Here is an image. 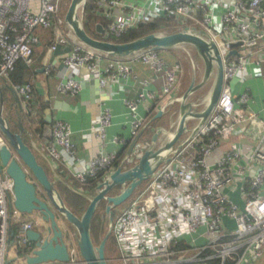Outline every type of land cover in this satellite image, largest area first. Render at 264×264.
<instances>
[{
	"label": "built area",
	"instance_id": "2783aa9c",
	"mask_svg": "<svg viewBox=\"0 0 264 264\" xmlns=\"http://www.w3.org/2000/svg\"><path fill=\"white\" fill-rule=\"evenodd\" d=\"M31 1L0 0V81L13 87L22 114L35 120L39 116L34 87L30 82L13 85L10 76L19 61L26 66L32 64L34 48L40 42L36 33L39 28L53 32L49 53L69 48L58 66L49 64L45 69L46 74L56 67L64 70L65 77L56 86L58 95L75 96L81 91L82 82L90 79L105 90L125 87L131 78L136 79L128 63L149 68L161 81L160 91L156 92L150 81L141 80L137 97L123 99L129 114L127 137L116 135L108 139L112 113L101 105L95 133L99 153L86 165L80 162L68 123L54 119L44 127L43 148L50 165L57 168L70 160L77 165L72 178L78 183L84 185L99 174L103 181L115 170L118 152L127 151L148 123L150 112L171 106L179 96L182 65L179 60L170 63L160 52L150 49L128 59L108 57L75 39L62 15L63 0H36V13L31 10ZM92 3L95 15L105 23L98 24L106 39H120L138 25L160 19L171 24L170 32L164 34L185 28L204 32L217 46L222 71V86L210 115L190 137L183 138L167 153L142 192L112 220L110 236L119 256H109L108 264H253L264 255V103L263 116L247 111L248 93L233 97L229 82L252 64L264 75V56L254 58L264 42V0ZM236 43H241L234 49L237 55L228 57ZM143 105L147 106L145 116L139 113ZM245 127L259 128L251 146L229 140L231 134ZM139 139L131 153L124 155L123 167L128 162L134 166L149 147L143 148ZM109 145L116 148L109 150ZM4 146L7 142L0 133V149ZM12 190L13 181L0 166V264H7L12 220L17 223L12 239L18 249L29 245L26 232L39 227L35 217L24 216L13 208ZM65 232L69 260L48 264H84L72 234L67 229Z\"/></svg>",
	"mask_w": 264,
	"mask_h": 264
},
{
	"label": "water",
	"instance_id": "95a60500",
	"mask_svg": "<svg viewBox=\"0 0 264 264\" xmlns=\"http://www.w3.org/2000/svg\"><path fill=\"white\" fill-rule=\"evenodd\" d=\"M86 1L71 0L64 15L66 25L79 43L116 59H128L133 54L147 49L158 52H181L186 57L190 69L189 83L182 94L172 102V105H176V129L171 131L161 127L155 128L149 147L134 166L124 168V161H122L97 185L93 194L86 195L78 192L80 196L88 200V205L80 217L73 214L64 204L54 187V181L50 180L44 166L38 161L37 150L32 141L29 144L26 143L23 136L26 131L21 122L22 108L13 87L4 83L0 85V133L7 142V146L0 149V164L13 181V208L24 216H34L39 222L38 228L26 232L28 247H23L16 253L14 260L22 264L66 263L69 260L63 231L66 224H69L75 232L76 245L84 264H108L105 250L111 235L112 209L127 200L166 160L167 153L179 144L188 132L189 120L207 119L222 86L220 55L214 41L204 32L188 31L185 28L181 32L172 34L149 33L123 43L99 40L86 32L81 16L78 15V8L82 6L83 11ZM94 32L103 34L104 31L100 24H96ZM240 45L241 43L233 44L228 57L236 56L237 52L234 49ZM64 50L68 52L69 48ZM210 80L213 81L210 99L208 98V103L202 111H197V105L192 97ZM4 89L13 97L10 113L12 112L16 117V121L11 118L16 131L11 129L10 119L3 115L2 92ZM165 112L166 106L148 121L138 136L131 141L125 157L131 153L148 124L160 119ZM51 121L52 115L48 113L44 122L50 124ZM28 135L30 136L29 133ZM160 136L165 137L162 144H158ZM16 158L25 169L20 167ZM27 175L31 179L28 180ZM116 188H119V191L116 194H110ZM102 201L106 203L104 213L108 216V223L104 236L99 244L95 245L91 237V222ZM13 235L12 230L10 238H13Z\"/></svg>",
	"mask_w": 264,
	"mask_h": 264
},
{
	"label": "crops",
	"instance_id": "0c3cea01",
	"mask_svg": "<svg viewBox=\"0 0 264 264\" xmlns=\"http://www.w3.org/2000/svg\"><path fill=\"white\" fill-rule=\"evenodd\" d=\"M31 10L36 13L39 10V4L36 0L31 1ZM53 33V32H52ZM37 34L39 35L40 42L34 48L33 61L30 66V74L26 76V81L32 83L34 87V101L37 106L41 108L38 118L35 120L32 117H28L27 114L21 113V122L26 119L25 125H23L24 130L29 139V143L32 141L33 146L36 147L39 156L40 163L48 169L49 176L53 181H65L74 180L72 178V172L77 169V165L70 160L63 161L58 164L57 168L50 165L49 160L46 159L45 151L43 148L44 137L34 135L35 127L29 123L28 118L33 121V124H39V121L51 113L52 120H60L69 124L72 130V141L75 144L80 162L82 165H86L91 159L95 158L99 153V139L96 137V129L99 124V116L101 111V105L110 109L112 113V125L107 130V137L110 140L113 136H128V121L129 114L127 109L123 104L124 98L135 99L140 91V81L147 79L150 81L151 89L156 92L160 91L161 81L156 78L155 74L149 68L140 65L128 63L134 70L136 79L131 78L129 84L125 87L105 90L101 89L96 80L90 79L87 82H82L81 91L75 96L69 95H58L56 93V86L58 81L65 77L64 70L60 67H56L51 74H46L45 69L49 64H56L58 66L59 60L65 53V50L58 49L53 53H49L48 49L49 43L52 42L50 37V32L39 28L37 29ZM54 37V36H53ZM261 50L257 51L254 55L255 59H261L264 56V42L261 45ZM161 53L168 62H173L176 59L170 55L171 51H163ZM82 77V76H81ZM189 83V82H188ZM3 83L0 81V85ZM231 92L233 97H237L242 92L246 91L249 96V102L247 103L246 110L258 113L263 116L262 107L264 103V75L259 67L254 64L249 65L244 71L240 72L233 80L229 82ZM184 79L182 77L180 95L184 91ZM3 111L4 117L9 118L13 124L16 121V117L10 113V107L13 103V97L7 90H3ZM193 102L197 105V111H202L207 105V97L203 90L197 91L192 97ZM146 105L140 108V115L145 116ZM150 115H155L156 111L153 109ZM25 115L28 117H25ZM165 114L158 119L157 127H161L165 130H169L171 126L165 128L161 126L163 122V117ZM264 117V116H263ZM12 118V120H11ZM162 122L160 123V120ZM156 121V120H155ZM154 122V121H153ZM204 120H189L188 122V132L183 137L184 139L190 137L193 132L201 125ZM45 123V122H44ZM46 124V123H45ZM16 129V127H15ZM30 134V136L28 135ZM23 135V136H24ZM28 141V140H27ZM114 146L109 145V150H114ZM117 150H120L117 147ZM34 217V216H32ZM64 229H67L64 226ZM15 246L13 244V239H9V247ZM8 247V248H9ZM16 257V253H15ZM14 257V258H15ZM255 263V262H254Z\"/></svg>",
	"mask_w": 264,
	"mask_h": 264
},
{
	"label": "trees",
	"instance_id": "16d2710c",
	"mask_svg": "<svg viewBox=\"0 0 264 264\" xmlns=\"http://www.w3.org/2000/svg\"><path fill=\"white\" fill-rule=\"evenodd\" d=\"M62 3H63V1H62ZM94 11H95V7L92 3V0H87L84 7H83L81 19H82V23H83V26H84V29L86 30V32L88 34H90L91 36H93L94 38L99 39V40L123 43V42H128V41L134 40L138 37H141V36L149 34V33H154V32L168 33V32H170V25L171 24L166 20L160 19V20H156V21L149 23V24L138 25L135 29L130 30L126 35H124L120 39H117V40L106 39L103 35L96 34L94 31L92 32L89 29V26L91 23H93L94 25H96L98 23L102 24V26L105 25V23H103V21L98 16L95 15ZM45 30L50 32V37L52 39L54 36L52 31L49 29H45ZM36 33H37V31H36ZM38 37H39V35H38ZM39 40H40V38H39ZM50 45H51V43H49L48 46H50ZM30 68L31 67H27L23 62L19 61L15 66L14 72L10 76L11 83L13 85H22V84L28 83L25 78L28 74H30ZM39 110H41L40 106H39ZM27 116L30 118V115L27 114ZM27 116L25 115V117H27ZM152 117H153V115L147 116L148 120L151 119ZM29 118L27 120L29 121V123H31L35 127L34 132H33L34 135L37 134V136H39V138L42 137L43 132H44V127L47 126V124L44 123L43 119H41L39 121V124H33V121ZM157 123H158V120L150 123L149 126L146 128V129H148L150 126L154 127V130L150 134L149 141L151 140V137L155 131ZM22 124H23V120H22ZM15 127L16 126L13 125V128H14L13 131H16ZM24 137H25L26 142H27V140H28L27 136L24 135ZM149 145H150V142H149ZM125 153H126L125 149H121L118 152L117 159L114 163V169H116L119 166V164L121 163ZM44 168L47 171L46 173L49 176L48 169L46 168L45 165H44ZM49 178H50V180H52V178L50 176H49ZM101 182H102V175L99 174L95 178L88 179V181L84 185L78 183L76 180H70L68 182L59 180V181H54V187L57 190L58 194L60 195V197L63 200L66 207L73 214L80 217L88 205V200L85 199L84 197L80 196L78 194V192L82 193V194H86V195H91L95 192L97 185H99ZM105 205H106V203L104 201H102L98 205L97 210H96V212L93 216L92 222H91V237H92V240H93L95 245L99 244L100 238H101L102 234L105 232V224L108 223L107 219L105 218V213H104ZM100 210H101V213H100ZM66 225L68 227L67 228L68 231H72V232L74 231L73 228L69 224H66ZM10 228H11L10 229L11 231L16 230V228H14V227H10ZM107 252H108V249H106V255H107V257H109Z\"/></svg>",
	"mask_w": 264,
	"mask_h": 264
},
{
	"label": "rangeland",
	"instance_id": "374dc122",
	"mask_svg": "<svg viewBox=\"0 0 264 264\" xmlns=\"http://www.w3.org/2000/svg\"><path fill=\"white\" fill-rule=\"evenodd\" d=\"M71 0H63V3L61 5L62 7V15H65V12L68 8V5L70 3ZM82 14V6H80L78 8V15L81 16ZM94 24L91 23L89 26V29L93 32L94 31ZM161 53H165V52H161ZM170 53V55L173 56L174 59L177 58V60L180 61L182 68H183V74L182 77L184 79V89H186V87L188 86V82H189V78H190V69L187 63V59L186 57L181 53V52H168ZM212 84L213 81L210 80L208 81V83L206 84V86L204 88H202L201 90H203L205 92V96L207 97V101H205V103H208V98L210 99V93H211V89H212ZM180 96V94H179ZM205 106V105H204ZM204 108V107H203ZM175 110H176V105H171L168 106L166 108V112H165V116L163 117V122L162 119L160 120V123L162 124L161 126H165V128H168L169 126H171L170 130L173 131L176 129V115H175ZM26 123V119H24L23 121V125H25ZM27 124V123H26ZM10 127L13 130V125L10 121ZM154 130V127L150 126L148 129L145 130V132L143 133V135L141 136V138L139 139V144L143 145V148L148 147L149 145V137L151 132ZM259 132V128L256 127H245L242 130H239L237 133L235 134H231L229 137V140L232 141H236L242 145H247V146H251V144H253L255 142V138L257 136ZM160 142H158V144H162L165 141V137L160 136L159 137ZM28 144H29V139H28ZM26 142V143H27ZM33 152L35 153V151L33 150ZM38 157V161L40 162L39 156ZM133 164L132 163H125L124 167L128 168L131 167ZM45 169V168H44ZM46 171V170H45ZM47 172V171H46ZM147 185V181H145L144 183H142L134 192L133 194L127 199L125 200L122 204H120L119 206L115 207L112 211V220L113 222L117 219V217L136 199V197L142 192V190L145 188V186ZM119 191V188L114 189L110 194H116ZM101 213V210H100ZM65 225V224H64ZM17 223L15 221H11L10 223V227H14L16 228ZM67 227V225H66ZM35 229L37 227H34ZM68 228V227H67ZM106 228H107V223L105 224V232H106ZM11 229V228H10ZM68 230V229H67ZM64 231V242L65 243H69L68 242V236L67 233ZM105 232L102 234L100 241L102 239V237L104 236ZM70 234H72L73 239L75 240V232L70 231ZM76 242V240H75ZM106 249H108L107 254L111 257H118V251L114 246V242H113V238L112 236H110L107 245H106ZM20 249H18L16 246H11L8 248V254L6 256V263L7 264H22L19 263L18 261L14 260L15 257V253H17ZM253 264H264V255L257 260L255 263Z\"/></svg>",
	"mask_w": 264,
	"mask_h": 264
},
{
	"label": "flooded vegetation",
	"instance_id": "af4514ba",
	"mask_svg": "<svg viewBox=\"0 0 264 264\" xmlns=\"http://www.w3.org/2000/svg\"><path fill=\"white\" fill-rule=\"evenodd\" d=\"M13 157L15 158V155H13ZM16 161L18 162V164L20 165V167H21L22 169H25L24 166L21 164V162H20L17 158H16ZM0 166H1V165H0ZM1 167H2V166H1ZM2 168H3V167H2ZM27 179H28V180L31 179L29 175H27ZM112 211H113V209H112ZM105 218L107 219V222H108V216H107V215H105ZM105 256H106L107 263H108L109 257H107V255H106V250H105Z\"/></svg>",
	"mask_w": 264,
	"mask_h": 264
}]
</instances>
